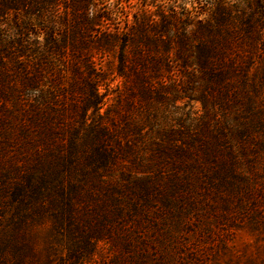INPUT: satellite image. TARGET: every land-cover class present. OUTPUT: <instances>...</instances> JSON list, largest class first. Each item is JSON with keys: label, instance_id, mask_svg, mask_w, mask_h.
<instances>
[{"label": "trees", "instance_id": "1", "mask_svg": "<svg viewBox=\"0 0 264 264\" xmlns=\"http://www.w3.org/2000/svg\"><path fill=\"white\" fill-rule=\"evenodd\" d=\"M189 16L171 9L163 30L173 35L165 38L151 39L146 34L151 21L134 16V28L122 33L104 28L92 40L94 27L102 28L92 0H0V246L12 256L1 264H32V247L18 235L44 217L84 263L99 238L114 231H120L119 243L113 241L115 256H131L117 257L114 264L149 259V245L138 229L154 214L150 197L161 193L165 179L179 182L182 169L196 171L200 159L198 146L180 130H165L156 142L152 137L163 130L157 121L132 117V99L137 96L136 107L156 99L147 79L160 63L170 62L171 54L186 66L195 50L201 73L217 80L226 71L247 76L230 31L217 35L223 19L212 24ZM130 30L138 36L127 39ZM115 39L121 41L116 73L129 80L132 99L119 98L117 106L100 113L103 75L83 50ZM132 42L126 60V44ZM157 43L163 55L154 54ZM167 167L174 172L166 174ZM1 252L2 261L6 250Z\"/></svg>", "mask_w": 264, "mask_h": 264}, {"label": "rangeland", "instance_id": "2", "mask_svg": "<svg viewBox=\"0 0 264 264\" xmlns=\"http://www.w3.org/2000/svg\"><path fill=\"white\" fill-rule=\"evenodd\" d=\"M92 3L94 13L102 18V28L94 27L92 40L104 28L110 33L134 28V16L139 22L151 21L152 28L146 33L151 39L172 36V32L163 30L171 9L176 13L187 11L189 20H193L192 15L212 24L223 19L217 35L230 31L232 48L241 61L239 66L247 73L241 79L226 71L217 80L201 73L195 50L188 56L186 66L171 54L170 62L160 63L147 79L155 88L156 99L136 107L137 96L129 97V80L116 73L121 41L115 39L103 48H84L103 75L99 92L106 96L100 113L117 106V100L128 95L136 102L132 117L157 121L163 130L152 137L156 142L162 132L173 129L180 130L186 141L192 139V146H198L197 170L181 168L179 182L165 179L160 184L161 193L150 197L154 214L138 229L149 245L150 257L143 264H264V0ZM222 5L225 10L220 9ZM127 33V39L138 36L137 31ZM157 46V52L152 53L163 55L165 50L159 43ZM133 47V42L126 44V60L131 58ZM173 169L167 167L164 171L169 175ZM42 220L40 225L18 235L23 245L32 247V264H114L117 257H131L130 253L115 256L113 241L120 231H111L109 237L99 238L93 256H84V263L77 255L73 257L66 239L51 231L49 219ZM118 243L117 240L115 244ZM134 244L137 246L136 240ZM3 250L6 253L0 264L10 263V251L0 246V252Z\"/></svg>", "mask_w": 264, "mask_h": 264}]
</instances>
